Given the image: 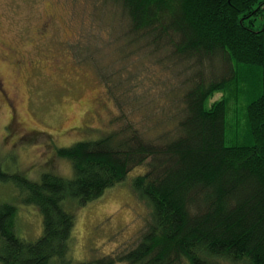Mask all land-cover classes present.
Wrapping results in <instances>:
<instances>
[{
	"label": "trees",
	"instance_id": "1",
	"mask_svg": "<svg viewBox=\"0 0 264 264\" xmlns=\"http://www.w3.org/2000/svg\"><path fill=\"white\" fill-rule=\"evenodd\" d=\"M104 3L119 12L113 26L119 60L129 70L154 61L169 71L156 79L162 91L154 98L157 111L144 110L152 88L137 90L122 80L129 88L121 99L119 84L102 74L121 105L139 101L146 118L155 112V121L138 126L128 120L105 136L56 147V155L72 163L69 178L49 168L40 180L1 171L0 178L22 183L44 222L42 235L26 240L16 231V206L0 202L1 264H264V26L255 27L264 0ZM257 69L262 79L247 105L248 136L228 145L224 93L245 90L241 82ZM217 93L222 97L212 101ZM138 167L145 170L131 184L150 214L137 240L118 253L76 260V213L64 200L85 205Z\"/></svg>",
	"mask_w": 264,
	"mask_h": 264
},
{
	"label": "rangeland",
	"instance_id": "2",
	"mask_svg": "<svg viewBox=\"0 0 264 264\" xmlns=\"http://www.w3.org/2000/svg\"><path fill=\"white\" fill-rule=\"evenodd\" d=\"M0 11L3 13V34L8 41L40 62L25 67L17 76L11 74L7 63L1 62L0 75L9 76V83L4 87L10 92L16 109L13 111L0 100V172L40 180L43 172L52 169L69 178L73 173L72 163L58 157L56 147L68 146L83 138L105 136L128 120L138 126L153 125L155 112L149 120L144 110L159 109L154 98L162 91L156 79L158 75L167 78L169 71L165 69L164 72L154 61L129 70V65L119 60L120 43L115 40L113 26L121 20L114 5L106 6L104 0H0ZM45 24H48L45 33H38ZM263 26L264 17L255 24L256 28ZM120 28L118 24L117 30ZM141 55L144 53H139ZM139 71L138 77L131 75ZM142 72L145 75L141 77ZM103 73L111 75L109 81L119 84L116 87L121 99L123 90L129 88L125 84H132L141 91L152 88L151 97L144 100L150 99L144 102L148 106L143 110V105L131 98H126L121 105L108 89ZM261 79L262 71L257 69L249 75L248 83L241 82L245 90L239 94L224 93L228 98V145L246 140L249 133L247 105L258 95ZM143 82L146 83L142 85ZM138 95L141 97L140 91ZM222 95L217 93L212 101ZM12 113L32 133L22 134L24 130L21 129L7 137L6 125ZM8 150L11 152H6ZM143 170L145 167L132 170L125 180L85 205L74 198L64 200L65 207L76 213L72 247L76 260L89 262L108 253H118L137 240L149 217L150 207L139 198L131 183ZM26 196L25 188L15 177L0 178V202L17 208V234L34 241L44 231L43 214L36 205L26 201Z\"/></svg>",
	"mask_w": 264,
	"mask_h": 264
},
{
	"label": "flooded vegetation",
	"instance_id": "3",
	"mask_svg": "<svg viewBox=\"0 0 264 264\" xmlns=\"http://www.w3.org/2000/svg\"><path fill=\"white\" fill-rule=\"evenodd\" d=\"M47 26L48 24H45L44 27L39 28L38 33H42L43 31L45 33ZM1 62L8 64V70L13 76L19 75L25 67L36 66L40 64V62H37V60H35L33 57L30 58L27 53L21 51L19 48L17 49L16 46L12 45L11 42L8 41V38L3 34V13L0 11V65ZM8 77L9 76L0 75V100L7 103L10 109L15 111L16 108L14 100L10 98V92H8V89L4 87L5 84L7 85V83H9ZM6 128H8L5 130L7 137L10 136L11 133L21 129L24 130L22 134L26 133L25 135H28L29 133H32L30 130H26L22 126V122L16 117L15 113H12V117L6 125ZM6 152L10 153L11 151L8 150Z\"/></svg>",
	"mask_w": 264,
	"mask_h": 264
}]
</instances>
